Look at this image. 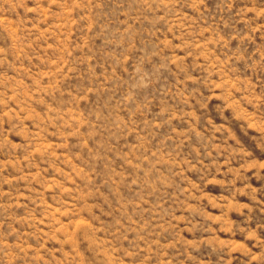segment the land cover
I'll return each mask as SVG.
<instances>
[{"label":"rangeland","instance_id":"374dc122","mask_svg":"<svg viewBox=\"0 0 264 264\" xmlns=\"http://www.w3.org/2000/svg\"><path fill=\"white\" fill-rule=\"evenodd\" d=\"M0 264H264V0H0Z\"/></svg>","mask_w":264,"mask_h":264}]
</instances>
